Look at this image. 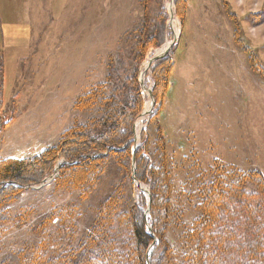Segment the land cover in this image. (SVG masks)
Instances as JSON below:
<instances>
[{"label":"rangeland","instance_id":"374dc122","mask_svg":"<svg viewBox=\"0 0 264 264\" xmlns=\"http://www.w3.org/2000/svg\"><path fill=\"white\" fill-rule=\"evenodd\" d=\"M172 2L0 0V159L35 156L73 124L120 106L124 97L109 66L122 79L132 76L138 39L163 24L161 46L177 37L169 84L162 100L151 105L145 94L153 84L150 65L143 79L141 68L161 46H149L137 72L142 113H148L134 131H142L147 142L142 153L148 166L168 175L169 207L159 198L152 213L160 225L169 214L165 238L179 260L181 230L199 215V197L187 196L197 193L199 179L210 180L214 168L225 184L245 191L255 190L257 178L239 180L242 174L257 172L264 181V0H187L182 22ZM92 89H100L95 104L75 110L76 99ZM133 175V160L109 155L93 183L82 188L49 180L22 187L0 206V264H24L32 257L38 264L56 263L86 241L99 207L111 196L118 208L109 237L118 258L132 256L125 214L141 193L150 215L152 180L148 175L150 182L140 187ZM128 263L135 264L133 258Z\"/></svg>","mask_w":264,"mask_h":264},{"label":"trees","instance_id":"16d2710c","mask_svg":"<svg viewBox=\"0 0 264 264\" xmlns=\"http://www.w3.org/2000/svg\"><path fill=\"white\" fill-rule=\"evenodd\" d=\"M186 5L187 0H174L175 17L180 22L185 19ZM164 30L161 24L155 33L145 32L138 39L132 76L122 79L119 72L109 66V76L114 80L116 90L121 91L124 97L120 106L91 122L73 124L63 131L53 146L35 156L0 159V206L22 191V187L44 183L54 173L56 175L49 182L57 187L82 188L91 184L102 171L109 155L117 160L122 156L133 160L137 181L146 184L150 182L147 176L152 177L149 188L150 215H145L146 202L141 193L138 204L128 207L125 214L134 240L132 256L118 258L109 237V227L118 208V202L111 196L99 207L86 241L62 254L54 264H129L130 258L135 264H264V181L257 172L242 174L239 179L256 177L254 191H245L235 183L225 184L214 168L210 169V180L199 179L197 193L192 190L187 195L188 198L196 194L199 197V215L181 230L182 255L179 260L174 246L165 238L170 225L169 214L163 215L161 225L160 221L154 219L152 209L157 207L159 198H164L166 209L169 207L171 187L168 175L161 169L157 171L148 166L142 153L147 144L142 131L140 137L137 135L139 143L136 146L132 138L143 108L138 67L149 46L159 47L164 43ZM237 31L238 26L235 27V36ZM173 48L171 46L169 52L167 50L165 55L149 66L153 81L150 95L154 103L161 101L167 90L173 66ZM249 63L255 71H260L252 64L251 58ZM1 68L0 52V72ZM97 86L100 88L101 84ZM99 90L92 89L79 96L73 108L84 110L92 107ZM61 160L63 162L59 163ZM24 264H38V261L32 257ZM43 264L53 263L48 260Z\"/></svg>","mask_w":264,"mask_h":264},{"label":"water","instance_id":"95a60500","mask_svg":"<svg viewBox=\"0 0 264 264\" xmlns=\"http://www.w3.org/2000/svg\"><path fill=\"white\" fill-rule=\"evenodd\" d=\"M176 35H174V39L167 45V47L164 49V51H162V52H160V53H154V55H152V57L148 60V65H150L154 60H156L157 58H160L161 57V55L162 54H164L175 42H176ZM162 47V46H161ZM140 86H141V88H143V86H142V81H141V79H140ZM150 102H151V105L153 104V100H152V98L150 97ZM55 175V174H54ZM53 175V176H54ZM52 176V177H53ZM134 176V175H133ZM52 177H50V178H52ZM135 179V178H134ZM135 181H137L136 179H135ZM138 182V181H137ZM138 184H139V186H140V182H138ZM142 192H146L145 190H141Z\"/></svg>","mask_w":264,"mask_h":264},{"label":"bare ground","instance_id":"6f19581e","mask_svg":"<svg viewBox=\"0 0 264 264\" xmlns=\"http://www.w3.org/2000/svg\"><path fill=\"white\" fill-rule=\"evenodd\" d=\"M171 5H173V2L171 3ZM168 44H169V43L164 44L161 48L156 49V52H155V53H159L160 51L164 50V49L167 47ZM147 65H148V61H146L145 64L143 65V67L141 68V74H140V76H141L142 79H143V77H144V74H145V68L147 67ZM140 187H141V186H140Z\"/></svg>","mask_w":264,"mask_h":264},{"label":"crops","instance_id":"0c3cea01","mask_svg":"<svg viewBox=\"0 0 264 264\" xmlns=\"http://www.w3.org/2000/svg\"><path fill=\"white\" fill-rule=\"evenodd\" d=\"M172 69H173V67H172ZM172 71V70H171Z\"/></svg>","mask_w":264,"mask_h":264}]
</instances>
